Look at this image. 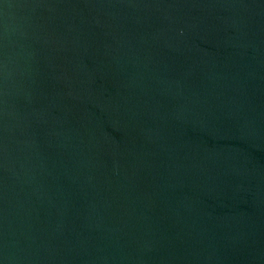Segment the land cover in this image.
Here are the masks:
<instances>
[{
    "label": "water",
    "instance_id": "95a60500",
    "mask_svg": "<svg viewBox=\"0 0 264 264\" xmlns=\"http://www.w3.org/2000/svg\"><path fill=\"white\" fill-rule=\"evenodd\" d=\"M0 264H264V0H0Z\"/></svg>",
    "mask_w": 264,
    "mask_h": 264
}]
</instances>
